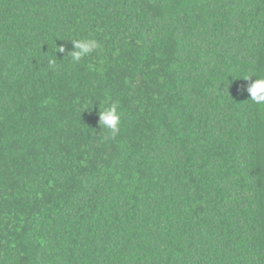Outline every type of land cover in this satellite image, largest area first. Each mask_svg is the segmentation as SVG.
Listing matches in <instances>:
<instances>
[{
  "label": "trees",
  "instance_id": "1",
  "mask_svg": "<svg viewBox=\"0 0 264 264\" xmlns=\"http://www.w3.org/2000/svg\"><path fill=\"white\" fill-rule=\"evenodd\" d=\"M260 77L264 0H0V264H264Z\"/></svg>",
  "mask_w": 264,
  "mask_h": 264
},
{
  "label": "clouds",
  "instance_id": "2",
  "mask_svg": "<svg viewBox=\"0 0 264 264\" xmlns=\"http://www.w3.org/2000/svg\"><path fill=\"white\" fill-rule=\"evenodd\" d=\"M72 41L76 50L72 52L71 56L75 62H80L82 58L89 56L95 50L101 48L100 42L95 39H73ZM63 51L64 49L61 48V52ZM249 78L250 77L245 80ZM247 92L250 96V101H252L254 105L264 108V77L255 79L247 88ZM118 109L119 105L113 103L107 109L99 111L100 126L103 130H108V136L105 137L106 139H114L120 132L122 117Z\"/></svg>",
  "mask_w": 264,
  "mask_h": 264
}]
</instances>
